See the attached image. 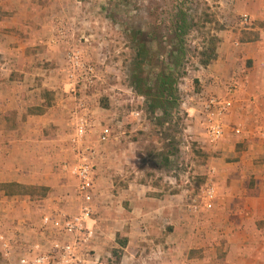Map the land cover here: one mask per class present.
Segmentation results:
<instances>
[{
	"label": "crops",
	"instance_id": "1",
	"mask_svg": "<svg viewBox=\"0 0 264 264\" xmlns=\"http://www.w3.org/2000/svg\"><path fill=\"white\" fill-rule=\"evenodd\" d=\"M235 3L240 15L250 14L253 28L244 30L234 22L219 34L218 58L202 72L203 92L190 109L203 107L208 96L231 101L219 145L224 159L210 165L217 172L213 208L207 210L202 198L193 209L187 191L161 195L150 186L130 185L111 199L100 192L97 180L95 200H101H94L88 221L95 237L89 246L77 245L70 264L100 262L107 247L102 213L125 206V219L112 217L105 224L115 229L111 245L118 234L128 239L121 264H264V0ZM86 4L0 0V235L10 243L14 239L9 254L0 243L3 264H34L41 254L50 257L44 264H62L52 239L65 235V214L59 213L73 212L77 200L65 183L71 176L61 165L72 158L69 140L83 103L69 80L67 60L72 48L82 47L78 33L85 37L86 26L94 29ZM232 85L238 89L230 96ZM229 154L233 163L225 160ZM12 183L48 191L37 200L30 194L7 195L2 186ZM39 239L45 245H35ZM91 251L94 259L88 256Z\"/></svg>",
	"mask_w": 264,
	"mask_h": 264
},
{
	"label": "rangeland",
	"instance_id": "2",
	"mask_svg": "<svg viewBox=\"0 0 264 264\" xmlns=\"http://www.w3.org/2000/svg\"><path fill=\"white\" fill-rule=\"evenodd\" d=\"M84 4L88 10L86 18L94 22V29L86 26L82 31L88 33L85 37V33H78L82 34L78 39L82 47L70 51L79 53L84 66L75 67L67 60L77 82L70 77L72 72L68 75L77 99L83 103L87 101L90 106L94 127L89 143L99 147L101 153L97 169L100 192L104 190L112 199L123 194L130 185L150 186L159 190L161 195L184 190L188 202L197 209L201 199L206 200L207 188L215 187L217 172L210 165L213 159L215 162L224 159L219 145L225 133L223 139L212 142L204 105L196 112L190 109L196 104L195 96L203 92L199 81L203 79L202 72H207L208 66L218 58L219 34L226 30V26L231 29L234 22L244 30L253 28V25H241V16L245 13L240 15L235 0H86ZM62 31L65 35V30ZM214 39L218 40L215 45L212 44ZM213 46L217 58L204 66L205 55L210 54ZM173 51L172 60L180 62L179 66L171 67L178 104L167 115L163 111L153 113L148 100L138 89L145 90L146 86L157 91V72L167 67ZM81 72L93 73L81 75ZM198 117L201 119L197 120ZM196 121L200 122L198 126ZM106 126L111 128L112 136L106 144L98 145L99 133ZM240 129L238 127L235 133L239 134ZM245 145H238L237 150H242ZM225 160L233 163L235 158L229 154ZM65 183L72 188L77 201L71 206L73 212L65 209L59 214L70 217L80 212L82 202L77 198L76 181L69 177ZM29 191L35 200L40 198L35 190ZM124 209L108 208L102 213L100 229L107 247L97 264L122 262L125 250L122 258L117 259L113 251L120 248L118 237L111 245L115 229L105 228V224H110L112 217L125 219L129 208L125 206ZM118 236L126 238L124 234ZM40 240L35 245H45ZM52 240L60 247L77 242L66 234ZM10 241L14 246V239ZM90 243L91 240L87 245ZM90 253L88 256L94 259V251ZM4 260L0 249V264Z\"/></svg>",
	"mask_w": 264,
	"mask_h": 264
},
{
	"label": "built area",
	"instance_id": "3",
	"mask_svg": "<svg viewBox=\"0 0 264 264\" xmlns=\"http://www.w3.org/2000/svg\"><path fill=\"white\" fill-rule=\"evenodd\" d=\"M253 24L252 17L245 13L241 16V25L251 27ZM69 63L75 67L84 66L81 64L80 55L77 52L70 51L68 54ZM77 73V72H76ZM93 72H81V75H91ZM75 79L76 74L72 72L70 76ZM77 78L75 79V82ZM236 85L228 88V94L231 96L237 90ZM231 108L229 99H219L215 96L208 98L204 104L206 114V122L208 124V135L212 142L216 143L223 139L225 129L223 125V117ZM81 113L78 115V125L75 127L74 134L69 140L71 146L72 158L65 161L61 165L62 171L68 173L72 179L76 181V193L82 202V207L77 215L67 217L62 215L64 233L77 240L73 244L54 245V248L60 252L61 263H70L75 256L76 245L88 244L94 237L93 230L88 227V221L92 214V204L95 200L96 184H97V169L101 158L99 147L92 146L89 143L90 133L93 130L92 115L90 109L85 103L80 106ZM241 133V129L238 131ZM112 136L110 127H102L98 136V145L106 144ZM206 209L213 208V200L215 198V188L208 187L205 191ZM48 223V219L45 220ZM0 243L9 254L11 248L10 242L4 235H0ZM40 250V247H36ZM50 259L48 254H41L34 260V264H44ZM28 264L26 260L21 262Z\"/></svg>",
	"mask_w": 264,
	"mask_h": 264
},
{
	"label": "trees",
	"instance_id": "4",
	"mask_svg": "<svg viewBox=\"0 0 264 264\" xmlns=\"http://www.w3.org/2000/svg\"><path fill=\"white\" fill-rule=\"evenodd\" d=\"M82 2H85L86 0H79ZM217 39L212 40V44L215 45V42L217 43ZM175 55V52L173 51L170 53L171 59L167 61V64L164 69L161 71L157 72V91L154 92V90L147 88L145 86V90H139L140 94L144 96L148 102H149V109L155 113L156 111H163L164 114L167 115L169 110H172L173 108H176L178 104V98L176 96V88H175V82L176 80L173 78V73H172V66L173 65H180V62L176 63V61H173V57ZM206 59L203 60L202 64L204 66H208L210 63L216 60L217 58V53L216 49L213 46L210 54H206ZM138 88V85H136ZM2 188L5 189L7 195H14V194H22V195H31L29 190H35L37 193H39L40 197H45L47 194V188L44 187H33V188H27L19 184H7L3 185ZM119 241L118 243L120 244V248L116 249L113 251V254L116 255L117 259L122 258V251L127 247L128 245V239H120L119 236L117 238Z\"/></svg>",
	"mask_w": 264,
	"mask_h": 264
}]
</instances>
